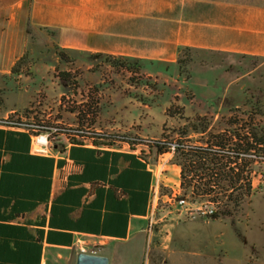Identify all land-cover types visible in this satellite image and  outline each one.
I'll return each instance as SVG.
<instances>
[{"label": "crops", "instance_id": "0c3cea01", "mask_svg": "<svg viewBox=\"0 0 264 264\" xmlns=\"http://www.w3.org/2000/svg\"><path fill=\"white\" fill-rule=\"evenodd\" d=\"M39 40L165 64L183 49L264 59V0H0V92L1 79ZM0 131V264H77L83 249L123 264V254L138 249L129 242L150 238L154 178L142 163L92 145L35 154L27 134L9 142L11 131ZM13 154L22 160L10 168ZM166 169L162 186H180L181 168ZM131 192L147 194L146 202L134 200V212ZM175 217L160 218L157 249H170Z\"/></svg>", "mask_w": 264, "mask_h": 264}, {"label": "rangeland", "instance_id": "374dc122", "mask_svg": "<svg viewBox=\"0 0 264 264\" xmlns=\"http://www.w3.org/2000/svg\"><path fill=\"white\" fill-rule=\"evenodd\" d=\"M58 47L52 41L31 42L16 73L1 79L0 113L16 107V114L9 117L50 128L80 127L199 146L213 135L246 136L255 124L264 127V59L190 49L182 52L186 63L181 65L142 62L134 67L135 62H127L134 68L129 71L86 53L66 52L70 60H62ZM62 73L71 75L68 81L60 79ZM201 119L208 124L207 132L201 131ZM252 169L253 195L237 211L230 207L229 215H220L224 211L213 204L218 218L192 219L164 200L152 213L151 203L154 231L147 241L129 242L138 249L124 253L122 263L264 264V162ZM160 180L163 185L162 175ZM174 187L162 186L163 197ZM166 211L176 217L170 249L163 251L156 242L161 241L157 230L166 221H160Z\"/></svg>", "mask_w": 264, "mask_h": 264}, {"label": "trees", "instance_id": "16d2710c", "mask_svg": "<svg viewBox=\"0 0 264 264\" xmlns=\"http://www.w3.org/2000/svg\"><path fill=\"white\" fill-rule=\"evenodd\" d=\"M58 55L62 60H70L66 54V50L58 47ZM190 49L181 50L180 57L176 62L177 65L186 63L181 58L182 52L189 51ZM100 57H105L106 60L112 64L125 66L129 71H132L133 66L137 67L138 63L150 62L142 61L131 58L116 57L112 55L104 54H91ZM23 59V58H22ZM22 59L13 68L12 73H16V68L19 66ZM127 62H135V65H131ZM150 63H159L153 62ZM71 77L69 73H62L60 79L63 82L68 81ZM206 120L201 119L202 133L207 132L208 124H205ZM37 125L49 127L44 124L35 122ZM68 129V128H67ZM76 132L78 138H71L70 142L72 147H84L87 143L92 144L96 148H114L116 146H122L118 144L121 142H128L130 149L136 151L140 145L145 143L144 139L135 141H129L132 136L122 134L120 132H105V135H99L97 131H91L83 128H69ZM196 131L198 129L196 128ZM4 131H0V135L4 136ZM15 135H19L22 139L26 140L27 136L17 132H8V141L18 140ZM71 137L72 133L66 134ZM29 136V135H28ZM235 137L236 141L233 138ZM229 137L227 132L222 134L213 135L212 139L207 142L205 146H199L196 144H190L183 140L177 141L180 144V148L174 154L172 163L181 168V184L180 189L183 195L188 196L192 203L195 204H218L221 212L220 215H229L233 211H237L243 201L246 198H250L253 195V188L251 183V176L253 174L252 166L264 162V127L262 125L255 124L250 133L246 136L237 134L234 132L233 136ZM16 138V139H15ZM16 142V141H15ZM173 141L168 140H153L152 143L144 144L140 148L139 156L134 154L123 155L124 153L117 152L114 154L116 157H126L132 162L138 164L142 163V166L147 169L148 164H155L158 158L169 152V144ZM110 151V150H108ZM115 153V152H114ZM252 159H248L249 157ZM14 161L9 165L10 168L15 164H18L22 160V156L13 154ZM35 160V158H30ZM8 170V167H5ZM30 175H37L30 173ZM131 191V188H129ZM144 191V189H143ZM146 191V188H145ZM3 193V192H2ZM230 193L229 196H227ZM237 194L233 198L234 194ZM135 192H131V211H135L136 205L134 200H140L143 198L146 202L147 194L143 192L142 196ZM135 198V199H134ZM163 195L161 194L160 203L163 201ZM226 202L223 204V200ZM146 204V203H145ZM172 208L174 207L171 206ZM224 209V210H223ZM214 219L219 217L218 213L212 216Z\"/></svg>", "mask_w": 264, "mask_h": 264}, {"label": "built area", "instance_id": "2783aa9c", "mask_svg": "<svg viewBox=\"0 0 264 264\" xmlns=\"http://www.w3.org/2000/svg\"><path fill=\"white\" fill-rule=\"evenodd\" d=\"M16 113L13 112L11 115H15ZM0 128L11 131V132H17V133H25L29 135L31 140V147L32 151L35 154H40L44 156H50L57 152L58 149L62 148V150H67L68 148L72 147L70 139L77 137V134L75 131L70 129H62V128H50V127H44L37 125L36 123H30L27 119H24L23 117H12L7 116L5 118H0ZM72 133L71 137H68L66 134ZM99 135H105L104 131L99 130L97 131ZM62 138H65V142H62ZM137 138L132 137L129 141H135ZM145 143H152L155 139H144ZM118 144H122V146H116L114 148H105L101 147L99 149L101 150H110L113 152H128L130 154H134L136 156H139L140 154V148L144 146V144L140 145L139 148L136 151H132L130 149V144L128 142H121ZM92 145L90 143H87L85 146ZM169 152L166 154L161 155L158 158L157 163L155 164H148L147 168L151 172L154 178V185L152 187L151 191V198H150V204L151 206V212L155 213L157 211L160 200H161V187L162 183L160 182V175H164V173L167 172L166 167L172 163L174 154L177 151L178 148H180V144L177 141H173L171 144H169ZM168 157H171L168 158ZM253 157V156H251ZM188 196H185L182 194L180 186L174 188L169 196H166V203L173 204L177 208L180 209V212H185L189 215V217L196 218V217H212L215 215L216 211L214 209L213 204H200L198 206L190 203ZM82 252H85L83 249Z\"/></svg>", "mask_w": 264, "mask_h": 264}, {"label": "water", "instance_id": "95a60500", "mask_svg": "<svg viewBox=\"0 0 264 264\" xmlns=\"http://www.w3.org/2000/svg\"><path fill=\"white\" fill-rule=\"evenodd\" d=\"M77 264H110V259L107 256L80 252L77 257Z\"/></svg>", "mask_w": 264, "mask_h": 264}]
</instances>
